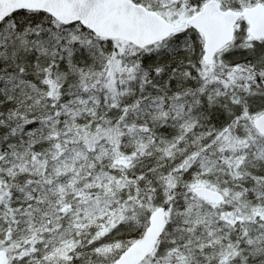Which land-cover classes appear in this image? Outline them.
<instances>
[{
	"label": "snow or ice",
	"instance_id": "6c2138e0",
	"mask_svg": "<svg viewBox=\"0 0 264 264\" xmlns=\"http://www.w3.org/2000/svg\"><path fill=\"white\" fill-rule=\"evenodd\" d=\"M0 264H264V0H0Z\"/></svg>",
	"mask_w": 264,
	"mask_h": 264
}]
</instances>
